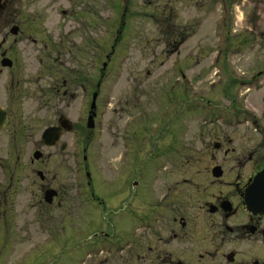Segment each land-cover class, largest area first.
Returning a JSON list of instances; mask_svg holds the SVG:
<instances>
[{
	"label": "rangeland",
	"instance_id": "374dc122",
	"mask_svg": "<svg viewBox=\"0 0 264 264\" xmlns=\"http://www.w3.org/2000/svg\"><path fill=\"white\" fill-rule=\"evenodd\" d=\"M22 3L17 21L25 32L18 37H38L36 49L48 37L57 43V53L50 58L49 53H41L42 66L51 68L31 73V80L37 82L31 88L59 83L61 76L69 74L78 77L74 84L84 75L90 95L98 92L88 156L100 181L111 184L118 177L139 190L149 181L156 188L183 178H202L211 156L218 162L222 158V151L212 148L216 136L234 129L245 131L243 115L257 116L261 111L258 87L263 79L258 72L264 67V0ZM26 48L34 50L31 45ZM34 108V98L24 99L22 112ZM85 108L80 99L71 103L68 117L75 128L85 125ZM238 118L242 122L236 124ZM52 121L43 113L24 121L32 128L27 125L16 139L24 151L7 154L0 148V161H13L16 155L28 161L33 142L40 140L42 129ZM253 128L250 123L248 129L256 138ZM8 135L12 141L11 131ZM77 137L75 130L64 133L60 140L67 144L64 152L58 145L41 148V167L46 178L54 177L53 185L84 177L78 164L87 152H78ZM119 158L120 176L116 173ZM107 190L98 185L99 196ZM28 196L29 191L19 193L16 223L3 243L0 233V264H97L105 259L101 264H129L128 246L120 252L113 248L109 252L107 243L98 246L101 251L92 246L85 259L83 249L76 247L84 220L91 227L99 226L102 213L97 209L82 217L85 209L75 206L79 212L71 216V230L67 211L52 208L41 216L29 207Z\"/></svg>",
	"mask_w": 264,
	"mask_h": 264
},
{
	"label": "flooded vegetation",
	"instance_id": "af4514ba",
	"mask_svg": "<svg viewBox=\"0 0 264 264\" xmlns=\"http://www.w3.org/2000/svg\"><path fill=\"white\" fill-rule=\"evenodd\" d=\"M22 2L0 0V95H4V98L0 97V109L5 114L0 129V148L2 152L5 148L7 154L10 150L15 154L24 151L17 142L27 128L24 121L40 113L53 118L42 131L53 126L58 127L61 134L55 145L47 146L41 141V131L40 140H35L29 150L32 157L28 161H20L19 155L13 161L8 158L0 161L2 243L16 223L14 212L19 193L27 194L29 191L27 200L34 212L45 216L52 208L65 210L71 230V216L75 210L79 212L75 206L81 205L80 208L85 209L86 214L82 217L89 216L94 209L102 213L99 226L92 222L94 225L91 227L89 221L84 220L86 225L78 228V233L83 236L77 237L79 243L76 247L83 249L84 259L90 257L92 246L107 243L110 244L109 252L112 248L120 252L128 246L129 264H264V67L258 72L263 79L258 87L260 113L257 116L243 115L245 131L234 129L230 134L216 136L212 148L222 151V158L218 162L211 156L204 177L183 178L156 188L153 181H149L139 190L118 177L112 180H116L114 183L107 184L95 177L91 157L89 159L88 156L91 129L87 127V118L93 94H96L94 119L97 117L98 92L93 91L90 95L84 75L81 76L82 81L74 84L78 77L69 74L61 76L59 83L53 81L46 86L31 88L37 82L33 83L30 74L37 73L42 67L51 68L50 65L42 66L41 53H49L50 58L53 52L57 53V43L53 37H48V41L44 40L36 49L38 37H18L25 32L17 21ZM30 45L34 47L32 52L26 48ZM38 78L40 75L36 80ZM32 98L37 108L22 112L24 99ZM75 99L86 104L83 111L85 125L76 128L68 117ZM25 115H29L28 119ZM63 120L71 125L70 131L65 130L61 123ZM241 120L236 119V124ZM250 123L254 126L256 138L248 129ZM28 127L31 131L30 125ZM73 130L79 139L78 152H87V155H82V163L78 164L79 173L81 171L84 177L69 178L65 183L53 185L54 177L46 178L41 167L44 157L41 148L58 145L61 152L66 151L67 144L60 140L65 132ZM9 131L12 141L9 140ZM62 145H65L64 150H61ZM35 152L41 153L37 159L33 158ZM120 160L116 171L118 176L122 170ZM186 181L189 183L185 184ZM101 184L108 189L105 196H99L98 185ZM129 186L131 192L127 195ZM89 231L91 235L86 236ZM105 262L107 259L101 263Z\"/></svg>",
	"mask_w": 264,
	"mask_h": 264
},
{
	"label": "water",
	"instance_id": "95a60500",
	"mask_svg": "<svg viewBox=\"0 0 264 264\" xmlns=\"http://www.w3.org/2000/svg\"><path fill=\"white\" fill-rule=\"evenodd\" d=\"M95 97H96V94H93V99H92L91 106H90L91 111H90V114L87 118V127L90 129L94 127ZM4 115H5L4 112L0 109V129H1V126H2L4 119H5ZM61 123L64 126L66 131L71 130V125H68L66 121L63 120ZM60 134H61V130L58 127H53V126L47 127L42 131L41 141H42V143H44L47 146H53L59 140ZM64 147H65V145H62L61 150H64ZM40 155H41L40 152H35L33 154V158L37 159L40 157ZM215 175H219V173H215Z\"/></svg>",
	"mask_w": 264,
	"mask_h": 264
}]
</instances>
